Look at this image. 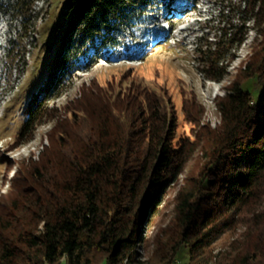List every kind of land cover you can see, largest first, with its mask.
<instances>
[{"label":"trees","instance_id":"obj_1","mask_svg":"<svg viewBox=\"0 0 264 264\" xmlns=\"http://www.w3.org/2000/svg\"><path fill=\"white\" fill-rule=\"evenodd\" d=\"M15 1L26 9L24 0ZM153 2L66 0L50 75L28 100L15 143L55 116L49 100L62 74L87 70L90 60L104 57L129 14ZM237 6L259 39L217 100L222 125L175 139L176 118L162 94L138 87L141 101L94 85L61 117L38 160L23 163L13 185L22 183L0 202V264H138L142 229L158 216L162 196L199 144L204 164L175 199L176 234L161 248L156 237L139 264H176L182 248L188 254L183 264H264V90L254 88L264 87V0ZM226 26L196 49L209 80L224 77L231 50L242 40L229 31L231 22ZM183 102V119L193 130L199 116ZM225 232L233 237L213 253Z\"/></svg>","mask_w":264,"mask_h":264},{"label":"rangeland","instance_id":"obj_2","mask_svg":"<svg viewBox=\"0 0 264 264\" xmlns=\"http://www.w3.org/2000/svg\"><path fill=\"white\" fill-rule=\"evenodd\" d=\"M31 1L24 0L27 7L21 11L15 0H0V202L7 201L22 183L13 185L15 177L22 176L23 163L38 160L42 148L50 145L61 117H68L70 109L94 85L141 101V95L134 92L138 87L162 94L176 118L175 139L202 129H217L222 125L217 100L244 69L254 39H259L252 21L243 24V8L236 11L240 0H154L141 13L129 14L130 22L115 32L104 57L90 60L87 70L62 74L60 84L50 94L49 108L57 109L55 116L37 124L28 140L15 143L28 100L50 75L67 21L66 0ZM228 21L235 28L229 31L239 32L242 40L231 50L224 77L209 80L196 49L214 39L220 28L227 29ZM254 88L264 90L262 85ZM182 102L199 116L193 130L183 119ZM199 147L162 196L158 216L142 229L143 239L135 250L138 264L148 259L156 237L161 239V248L176 234L175 199L189 175L196 177L203 167ZM230 233L225 232L215 243L213 253L224 249L233 237ZM187 259V250L182 248L174 263L183 264Z\"/></svg>","mask_w":264,"mask_h":264}]
</instances>
